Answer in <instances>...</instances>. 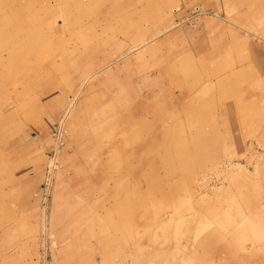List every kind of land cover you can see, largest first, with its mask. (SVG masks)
Segmentation results:
<instances>
[{
	"label": "rangeland",
	"instance_id": "374dc122",
	"mask_svg": "<svg viewBox=\"0 0 264 264\" xmlns=\"http://www.w3.org/2000/svg\"><path fill=\"white\" fill-rule=\"evenodd\" d=\"M160 2L0 0V264H57L58 245L60 264H264V93L223 76L255 63L241 49L189 51L163 33ZM70 9L73 31L56 23ZM214 15L196 8L180 29ZM229 55L241 66H221ZM108 64H142L152 82L101 103L87 78ZM14 91L25 107L49 104L51 132L27 152L35 130L17 129ZM44 151V204L3 222L22 198L10 175Z\"/></svg>",
	"mask_w": 264,
	"mask_h": 264
},
{
	"label": "crops",
	"instance_id": "0c3cea01",
	"mask_svg": "<svg viewBox=\"0 0 264 264\" xmlns=\"http://www.w3.org/2000/svg\"><path fill=\"white\" fill-rule=\"evenodd\" d=\"M160 1L162 7L169 12V18L166 17V20H168V23L170 22V26L161 28L163 30L165 29L163 32L165 35H174L175 31L177 36H180V38L182 37V39L185 40L189 47V51L192 52V46L196 51L195 53L200 54V56H206L211 51L219 48H222L223 50L225 47H228L226 52L227 50L236 52L241 49L247 60L255 64L251 66L244 65L245 67H243V70H234L229 72V74H223V76L232 79L234 75L242 73V75H244L243 83H247L249 86L252 85L253 90L251 91H253V93L255 92L256 94V92L261 90V94L264 93V45H260L259 43H255L250 40L253 36H257L258 38L264 40V0H188V4H194L195 6L182 10L181 12L178 8L170 6V4L173 3V0ZM197 2H199V4ZM196 8L199 10L211 11L215 13V15L212 17H203L202 27H188L186 29H180V25H182V23H185L193 17V13ZM156 12H158V10ZM62 16L64 20L58 19L56 20V23L60 26H68L70 31L78 29V26L75 27L77 22L72 18L73 13L71 9L69 14L61 12L60 17ZM161 29L156 28L157 35H159L158 31ZM240 32H243L244 35ZM257 33H260L261 37ZM185 36H187L188 39L185 38ZM151 41L147 46L149 50L153 52L155 49L157 50V47H154ZM193 56L195 55L193 54ZM226 57L227 56L222 58L221 61V66H224V68L227 66H230V68H237L238 66H241L238 63L240 60L237 59V56H235V58L234 56L229 55L227 57L230 60L229 63L224 61V59H227ZM154 61L155 65L152 66L155 67L157 66V61L156 59ZM114 63L115 62L112 64ZM112 64L104 66L87 78V82L89 83V87L87 85L88 89L94 88V84L97 82L102 83L103 91L101 90L100 97L96 96V100H101V103L112 100L113 96L116 94L120 95L121 93H126L129 89L136 88L138 82H141L142 79L146 81L150 80L152 82V72L147 73L144 70V68L147 67L142 64H135L132 69H128L125 72H122V69L120 70V68L116 69L118 70L117 72L116 70L114 72L111 71L110 67ZM260 85L263 86L260 87ZM13 93L18 104H16L17 106L15 111L17 112L18 109L22 110L20 123L17 129L20 131L28 130V132L30 130H35L30 133V137L27 134L23 137L25 140L27 139L25 142L28 145L25 148V151L32 146L38 145L39 147L40 144H43V140L47 136L46 133L49 135L52 129V127L48 126L47 123L50 122V117L48 116L47 118L48 114L46 115L48 109L47 105L49 104L39 105L37 103L38 105H35L34 107H25L24 105H26V102L23 101V94H19L17 91H14ZM20 97L22 98L21 101L19 100ZM41 100L46 103V98ZM40 134H42V136ZM25 151H23V153ZM10 152L11 150L6 152V155L2 152L3 157L7 156ZM45 152L46 151L42 154L44 159L41 158V153H29L27 161L21 158V163L19 165L22 164V167H18V172L15 171L10 175V179H12L11 181H15L17 184L19 181V185L23 188L20 190V188L16 189L15 186V190H18L17 193L22 192V198L19 199L17 203L11 204L10 206L5 204L3 205L1 210L5 219L3 222L14 224L20 222L21 220L24 221L28 217L27 213L29 211L40 209L44 204L41 195H38L43 189L47 179ZM24 163L25 165H23ZM11 192H14L12 188L9 192H6V194H11ZM60 246L61 245H58L55 255V261L57 264H60L63 256Z\"/></svg>",
	"mask_w": 264,
	"mask_h": 264
},
{
	"label": "bare ground",
	"instance_id": "6f19581e",
	"mask_svg": "<svg viewBox=\"0 0 264 264\" xmlns=\"http://www.w3.org/2000/svg\"><path fill=\"white\" fill-rule=\"evenodd\" d=\"M204 139H205V138H204ZM205 141H206V140H205ZM203 144H204V143H203ZM139 147H140V146H139ZM205 148H206V147H204V149H205ZM91 183H92V182H91ZM73 209H74V206L72 205L70 211H72ZM83 219H84V218H83ZM83 221H85V220H83ZM81 222H82V221H81ZM78 226H79V225H78ZM227 226H228V225H227ZM221 234H222V233H221ZM218 236H219V235H218ZM218 236H217V237H218ZM222 236H224V235H222ZM220 238H221V236H220ZM216 239H217V238H216ZM217 240H218V239H217Z\"/></svg>",
	"mask_w": 264,
	"mask_h": 264
}]
</instances>
